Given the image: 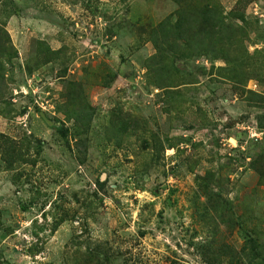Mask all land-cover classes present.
<instances>
[{"label": "rangeland", "instance_id": "1", "mask_svg": "<svg viewBox=\"0 0 264 264\" xmlns=\"http://www.w3.org/2000/svg\"><path fill=\"white\" fill-rule=\"evenodd\" d=\"M0 43V264H264V0H0Z\"/></svg>", "mask_w": 264, "mask_h": 264}, {"label": "trees", "instance_id": "2", "mask_svg": "<svg viewBox=\"0 0 264 264\" xmlns=\"http://www.w3.org/2000/svg\"><path fill=\"white\" fill-rule=\"evenodd\" d=\"M0 45L3 47V48H5V46L2 44V43H0ZM6 49V48H5ZM1 57L3 58V63H4V65L7 63V62H10V57H9V55L7 54V51L5 52V53H2V55H1ZM2 67V66H1ZM1 70V69H0Z\"/></svg>", "mask_w": 264, "mask_h": 264}]
</instances>
